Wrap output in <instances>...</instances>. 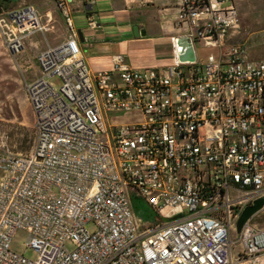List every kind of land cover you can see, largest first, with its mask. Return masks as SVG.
<instances>
[{"label":"built area","instance_id":"built-area-1","mask_svg":"<svg viewBox=\"0 0 264 264\" xmlns=\"http://www.w3.org/2000/svg\"><path fill=\"white\" fill-rule=\"evenodd\" d=\"M177 9L179 37L217 54L163 69L116 56L93 73L69 16L70 38L39 54L40 73L25 82L34 150L0 151V264H264L255 215L237 231L264 199V59L230 41L235 0ZM49 30L32 5L0 11V40L21 73L27 40ZM128 187L156 215L143 230ZM20 230L35 259L12 250Z\"/></svg>","mask_w":264,"mask_h":264},{"label":"crops","instance_id":"crops-1","mask_svg":"<svg viewBox=\"0 0 264 264\" xmlns=\"http://www.w3.org/2000/svg\"><path fill=\"white\" fill-rule=\"evenodd\" d=\"M64 1L62 11L59 3ZM173 2L176 7L169 0H30L23 6L32 5L50 30L46 33L47 41L43 35L36 34L17 56L24 81L39 75L40 67L35 59L48 45L55 46L70 38L67 16L75 29L83 33L80 45L93 73L111 70L116 56H122L126 64L136 69H163L175 63L177 51L173 37H179L180 30L178 9L174 8L180 0ZM235 5L238 23L230 32V41L247 47L251 58L264 59V0H235ZM88 18L96 20L99 27L90 29ZM134 25L144 29L145 36L136 37Z\"/></svg>","mask_w":264,"mask_h":264},{"label":"rangeland","instance_id":"rangeland-1","mask_svg":"<svg viewBox=\"0 0 264 264\" xmlns=\"http://www.w3.org/2000/svg\"><path fill=\"white\" fill-rule=\"evenodd\" d=\"M169 1L171 5H173L172 7H176L173 0ZM0 2H2L7 9H16L23 7L25 4H29L30 0H0ZM160 5L161 4H159L158 7H160ZM176 9L177 8H174V10ZM71 14L72 16L75 15L74 10H71ZM63 22L65 23V20H63ZM36 37L39 39L38 36ZM43 37L47 41V37ZM196 51L200 60L206 57L210 52L217 54L216 49L205 48L203 44L199 42L196 43ZM35 61L38 64L37 58ZM131 117L133 116H124L121 121H128ZM36 137L35 118L25 88V81L21 71L15 67L11 56L6 52L0 40V151L12 155L30 154L34 150ZM137 200L140 201L139 198ZM141 201L144 219L150 222L156 221L154 211L142 196ZM254 221L258 223L260 227H264V210L255 214ZM87 228L93 230L92 225H88ZM29 236V231H18L13 240L12 250L25 255L29 259H35L36 252L26 247ZM237 238L238 234L235 235V239ZM68 246L71 248L70 245Z\"/></svg>","mask_w":264,"mask_h":264},{"label":"water","instance_id":"water-1","mask_svg":"<svg viewBox=\"0 0 264 264\" xmlns=\"http://www.w3.org/2000/svg\"><path fill=\"white\" fill-rule=\"evenodd\" d=\"M68 2H71L72 0H67ZM134 35L136 37L139 36H145L146 31L144 29H141L139 25L133 26ZM80 38L83 39V33L82 31H79ZM176 51H177V58L180 62L183 63H193L197 59L196 50L194 41L191 36H180L176 38ZM129 195L132 200V205L134 209V213L136 216V219L139 223V227L141 230H143L146 226H144V216L142 215V201H141V195L139 192L131 187H128ZM140 199L138 201L137 199ZM264 206V199L261 198L257 201H255L254 205L249 206L245 209L243 212L237 226V231H241L243 225L256 213L261 211Z\"/></svg>","mask_w":264,"mask_h":264},{"label":"trees","instance_id":"trees-1","mask_svg":"<svg viewBox=\"0 0 264 264\" xmlns=\"http://www.w3.org/2000/svg\"><path fill=\"white\" fill-rule=\"evenodd\" d=\"M7 10V7H4V4L0 2V11Z\"/></svg>","mask_w":264,"mask_h":264}]
</instances>
